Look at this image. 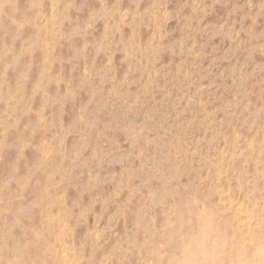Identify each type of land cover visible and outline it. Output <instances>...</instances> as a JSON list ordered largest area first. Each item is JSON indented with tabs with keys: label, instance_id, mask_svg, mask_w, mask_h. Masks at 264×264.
Returning <instances> with one entry per match:
<instances>
[{
	"label": "clouds",
	"instance_id": "obj_1",
	"mask_svg": "<svg viewBox=\"0 0 264 264\" xmlns=\"http://www.w3.org/2000/svg\"><path fill=\"white\" fill-rule=\"evenodd\" d=\"M96 2L99 9L89 11L80 23L85 5L77 0H27L26 7L21 0H0V164L9 152L17 154L10 173L0 180V264H131L133 259L139 264H264V104L260 103L264 89L258 94L252 91L264 83V63L255 59L264 58V32L256 33L264 18V0L258 5L247 0L245 19L251 21L247 30L241 28L233 35L228 27L226 38L236 45L234 54L243 51L244 55L229 75L237 96L227 118L237 124H229L230 135L223 131L213 135L199 162V147L181 160L179 149L174 154L164 143L166 133L161 135L151 120L136 118L140 98L131 89L139 82L138 74L152 84L160 78L157 64L166 51L172 52L163 43L171 21L182 18L185 31L198 36L216 7L225 6L224 0H186L175 14L163 0L144 12L142 0L131 10L122 7L123 0L111 6L108 0ZM185 11L188 15L181 16ZM97 25H103L99 40L94 38ZM152 26L155 35L144 46L141 29ZM126 28L132 30L127 42L123 40ZM242 34L246 40L240 39ZM192 37L185 38L182 49ZM66 45L72 52L68 59L60 55ZM194 47L193 42L189 53ZM118 53L127 64L119 79L114 63ZM101 56L105 64L97 69ZM65 65L70 77L79 71L77 85L65 78ZM185 79L191 80V74ZM82 94L88 95L87 103L65 126L66 110ZM165 94L172 99L170 92ZM113 101L119 102L120 114L102 124L101 115L115 110ZM196 103L185 89L173 105L179 110L176 119ZM199 106L205 109L204 104ZM201 114L199 126L210 129L217 111ZM193 123L195 118L189 126ZM13 138L15 142H10ZM73 138L76 143L69 146ZM123 146L127 152L120 155ZM29 151L37 153L38 159L21 176L20 166ZM105 166L122 171L119 176L92 175L93 168ZM85 173L88 179L80 186V199L69 205L68 190ZM108 185H115L108 198L96 197L81 208L84 196ZM122 196L123 203L117 204ZM137 202L141 207L132 227L119 238L117 225L127 224ZM97 204L101 214L95 216V228L77 245L76 233L94 215ZM113 205L117 211L100 228ZM36 217L40 222L34 226Z\"/></svg>",
	"mask_w": 264,
	"mask_h": 264
},
{
	"label": "rangeland",
	"instance_id": "obj_2",
	"mask_svg": "<svg viewBox=\"0 0 264 264\" xmlns=\"http://www.w3.org/2000/svg\"><path fill=\"white\" fill-rule=\"evenodd\" d=\"M115 0H108L109 6H111ZM137 0H123L122 7L126 9H132L133 5ZM167 3L168 11L173 14L179 12L181 6L186 2V0H163ZM254 5H258L262 0H252ZM78 5L84 4L85 11L83 15L79 17V22L83 23L91 10H98L100 5L96 0H77ZM156 0H142L140 3V11L144 12L150 10ZM247 0H224V5L222 7H216L213 14H211L205 21L202 27L206 30L198 36L192 37V34L185 31V21L181 19H176L171 21L165 29L166 39L163 41L166 48L171 47L172 52H165L157 68L160 71V78L155 81V84L149 82L147 77L140 79L139 74L136 79L139 81L135 87L131 89L133 96H138L140 98L141 109L137 113V119H149L153 122V126L161 134L165 135L164 143L171 146L169 150H172L175 154V150L179 149L180 159L183 160L187 152H195L197 147H199V155L196 157V161L199 162L200 157L208 151L207 142L211 141L213 135L217 132H228L230 129L229 124L236 126L237 121L235 119L229 120L227 118L229 106L235 102L237 96V90L232 85V79L229 78L230 72L234 65L238 62H242L244 59L243 51L241 53L234 54L235 44L231 43L229 39L226 38V33L228 32V27L233 28V35L239 32L241 28L247 30L251 25V21L245 19L249 15V10L244 7ZM21 6H27V0H21ZM235 11L234 15H231ZM256 9L253 8L251 11L252 15H255ZM74 18H75V14ZM188 15L185 11L181 16ZM222 25H226L222 33L217 35L218 30ZM71 26H66V31L70 30ZM264 32V18H261L258 22V27L256 28V33L259 34ZM103 33V25H97V30L94 33V38L99 40ZM2 35V33H0ZM141 43L147 46L155 35V27L152 26L148 29H141ZM132 37L131 29H124L123 40L127 42ZM186 37H192L188 40L186 44L181 48L182 42ZM241 40H246V37L242 34L240 36ZM193 42L195 47L192 52L189 53V48H192ZM79 42H77V47ZM60 55L64 59L71 57L72 52L66 45L61 51ZM197 57H200L199 59ZM125 59L122 53H118L115 57V66L118 69L117 79L122 77L127 70V64L122 63ZM256 61L258 63H264V58L256 56ZM40 57L37 55L36 61L39 63ZM91 61V57L89 58ZM105 64V57L101 56L99 60L96 61V68L100 69ZM36 71L33 74V81L36 80ZM191 74L192 79L187 80L185 77ZM65 78L70 77V69L68 65L64 66ZM73 80V86L79 83L80 73L79 71L70 77ZM10 83L14 85V76L9 73ZM194 82V83H193ZM190 85H192L190 87ZM111 87V86H109ZM159 88L165 89V91L158 90ZM187 90V95L189 97H195L197 100L196 104L187 108V112L184 116L180 117L179 120L176 119V113L179 111L173 107L176 97L181 95L184 90ZM200 89H204L202 93L198 96L197 93ZM261 89H264V83L259 84L258 87H253L252 91L254 93H260ZM53 94L56 89L50 90ZM107 91V90H106ZM61 94L64 92V88L60 89ZM166 92H170L172 99H168ZM89 97L87 94H82L80 100L75 106H69L66 110L67 115L64 118L65 126L69 125L75 118L77 111L82 108L88 101ZM132 101H129L131 103ZM115 104V110L106 111L101 115L100 119L102 124L108 123L114 116H119L120 114V104L118 101H113ZM204 104L205 109H201L199 104ZM261 104H264V97H261ZM187 105V101L180 105L181 109H184ZM35 107L38 109L40 107V98L36 100ZM95 108H90L89 111H94ZM203 110L211 112L213 110L217 111L215 122L212 124L210 129L207 128L205 124L204 127H200V121L203 120V115L201 114ZM0 111H2V106H0ZM47 115V113H46ZM195 118V123L189 126V122ZM34 119V118H33ZM261 122L264 123V117H261ZM16 138H13L10 142H15ZM203 141V142H202ZM39 142V138H37ZM76 143V139L73 138L69 141V146ZM222 146V145H221ZM127 152V147L123 146L120 155ZM215 155V153H212ZM16 152H9L2 164H0V180L5 179L11 171L12 165L16 161ZM26 159L20 166V175L24 176L27 174L28 170L32 167L34 162L38 159V155L35 152L29 151L25 154ZM215 163V162H214ZM187 167V164L184 165ZM122 169L120 167H103L102 169L93 168L91 170L92 175L99 173L101 178L109 176L116 173L118 176ZM88 173H85L83 178L79 181H75V186L68 190V202L71 205L74 201L80 199L79 190L80 186L87 182ZM115 185H108L103 190L93 193L90 196H84L81 202V208L88 207L92 200L96 197L100 199L108 198ZM127 193H125V196ZM124 197L122 196L117 204H122ZM141 207V202L135 203L131 213L129 215L127 224L123 222L117 225L116 231L119 234V238H124L128 231L132 227L135 213ZM94 215L87 218L86 224L82 226L76 233L77 245L82 243L87 234L95 228V216L101 214V207L99 204L94 208ZM117 211L116 205L109 208L108 212L103 215L99 227L104 228L109 218ZM40 218L36 217L34 220V226L38 225ZM19 236V233H17ZM112 243H115L113 240ZM111 247V244L109 245ZM131 264H139L135 259L131 261Z\"/></svg>",
	"mask_w": 264,
	"mask_h": 264
}]
</instances>
